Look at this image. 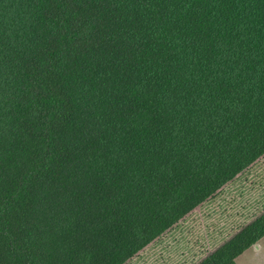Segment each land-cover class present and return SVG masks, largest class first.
<instances>
[{
    "label": "trees",
    "instance_id": "16d2710c",
    "mask_svg": "<svg viewBox=\"0 0 264 264\" xmlns=\"http://www.w3.org/2000/svg\"><path fill=\"white\" fill-rule=\"evenodd\" d=\"M263 160L264 0H0V264H131Z\"/></svg>",
    "mask_w": 264,
    "mask_h": 264
},
{
    "label": "rangeland",
    "instance_id": "374dc122",
    "mask_svg": "<svg viewBox=\"0 0 264 264\" xmlns=\"http://www.w3.org/2000/svg\"><path fill=\"white\" fill-rule=\"evenodd\" d=\"M264 208V160L233 183L220 197L182 220L160 238L157 245L138 256L131 264H187L193 256L205 255L216 229L222 228L220 218L232 219L235 227L241 216L258 214ZM225 222V221H224ZM235 230V229H234ZM233 230V231H234ZM236 264H264V237L236 259Z\"/></svg>",
    "mask_w": 264,
    "mask_h": 264
},
{
    "label": "crops",
    "instance_id": "0c3cea01",
    "mask_svg": "<svg viewBox=\"0 0 264 264\" xmlns=\"http://www.w3.org/2000/svg\"><path fill=\"white\" fill-rule=\"evenodd\" d=\"M256 244H257V243H256ZM256 244H255V245H256ZM252 247H253V246H252ZM252 247H251V248H252ZM251 248H250V249H251ZM248 250H249V249H248ZM248 250H247V251H248ZM245 252H246V251H245ZM243 254H244V253H243ZM240 256H241V255H240ZM240 256H239V257H240ZM236 259H237V258H236ZM235 262H236V260H235Z\"/></svg>",
    "mask_w": 264,
    "mask_h": 264
}]
</instances>
